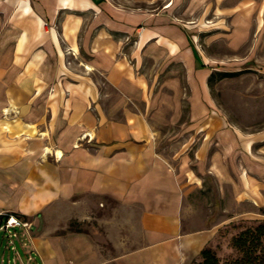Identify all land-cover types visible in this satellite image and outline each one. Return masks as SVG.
Listing matches in <instances>:
<instances>
[{
	"label": "crops",
	"instance_id": "obj_1",
	"mask_svg": "<svg viewBox=\"0 0 264 264\" xmlns=\"http://www.w3.org/2000/svg\"><path fill=\"white\" fill-rule=\"evenodd\" d=\"M160 8L0 0V222L32 225L38 264L198 262L215 232L184 224L186 197L203 189L194 168L234 186L237 203L263 204L264 132L248 138L211 104L212 72ZM160 53L184 69L200 135L195 164L181 153L177 171L146 113L144 59Z\"/></svg>",
	"mask_w": 264,
	"mask_h": 264
},
{
	"label": "rangeland",
	"instance_id": "obj_2",
	"mask_svg": "<svg viewBox=\"0 0 264 264\" xmlns=\"http://www.w3.org/2000/svg\"><path fill=\"white\" fill-rule=\"evenodd\" d=\"M115 2L152 12L161 7L192 41L211 72L237 73L227 78L214 77L209 88L211 104L248 138L264 132V16L258 12L264 6L262 0H256L255 4L251 0H164L143 5L125 0ZM243 3L248 5L243 8L239 5ZM158 55L162 58L156 62L144 59L151 100L146 113L157 134L158 153L177 171L181 153L195 164L200 135L190 127L192 96L182 65L171 67L161 53ZM194 171L202 177L203 189L191 191L186 197L184 224L190 230L214 229L207 247L215 252L221 264L231 262L239 258L231 245L232 238L264 222V201L261 207L253 206L250 201L239 204L234 186L220 188L211 175L198 173L197 168ZM107 205L117 207L111 201ZM69 229L74 231L77 227L71 224ZM3 235H0V264L2 260L11 264L17 255ZM13 243L19 253V241L15 239ZM18 255L21 261H26L23 254Z\"/></svg>",
	"mask_w": 264,
	"mask_h": 264
},
{
	"label": "trees",
	"instance_id": "obj_3",
	"mask_svg": "<svg viewBox=\"0 0 264 264\" xmlns=\"http://www.w3.org/2000/svg\"><path fill=\"white\" fill-rule=\"evenodd\" d=\"M237 73L212 72L208 79V86L211 88L215 76L227 78ZM232 247L238 252L239 258L226 262L225 264H264V222L255 227L242 230L231 240ZM193 264H221L219 258L210 247H205L199 256L198 262Z\"/></svg>",
	"mask_w": 264,
	"mask_h": 264
},
{
	"label": "built area",
	"instance_id": "obj_4",
	"mask_svg": "<svg viewBox=\"0 0 264 264\" xmlns=\"http://www.w3.org/2000/svg\"><path fill=\"white\" fill-rule=\"evenodd\" d=\"M32 225L28 221L21 220L17 216L9 215L6 216L0 222V235L4 234V239L7 237L8 245H10V250L15 252L17 256L11 260V264H17V260L20 261L19 264H38L36 263V253L31 247V233ZM6 236V237H5ZM17 239L20 243L21 249L19 253L16 251L14 245V240ZM18 254H23L26 257V261H21ZM4 264V261L1 262ZM10 264V263H8Z\"/></svg>",
	"mask_w": 264,
	"mask_h": 264
}]
</instances>
